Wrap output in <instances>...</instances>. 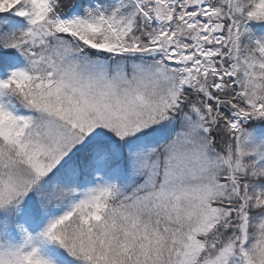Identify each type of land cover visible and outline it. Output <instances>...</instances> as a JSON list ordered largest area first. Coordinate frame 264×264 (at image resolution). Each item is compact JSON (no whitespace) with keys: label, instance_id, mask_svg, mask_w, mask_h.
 <instances>
[{"label":"snow or ice","instance_id":"1","mask_svg":"<svg viewBox=\"0 0 264 264\" xmlns=\"http://www.w3.org/2000/svg\"><path fill=\"white\" fill-rule=\"evenodd\" d=\"M0 264H264V0H0Z\"/></svg>","mask_w":264,"mask_h":264}]
</instances>
